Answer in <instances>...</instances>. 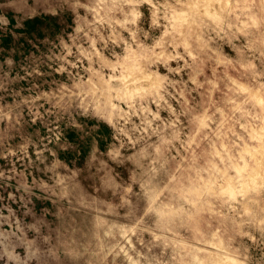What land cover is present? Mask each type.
Returning <instances> with one entry per match:
<instances>
[{
  "label": "clouds",
  "instance_id": "obj_1",
  "mask_svg": "<svg viewBox=\"0 0 264 264\" xmlns=\"http://www.w3.org/2000/svg\"><path fill=\"white\" fill-rule=\"evenodd\" d=\"M35 7L53 17L83 9L81 20L103 41L88 68L77 59L73 67L88 79L77 71L60 101L74 119L95 120L94 128L110 123L120 154L110 164L113 188L81 174L93 199L67 193L62 218L0 244V264H264V0H39ZM225 45L235 57L218 62ZM206 61L232 94L227 112L212 99L218 85L205 88ZM192 65L200 70L189 80L204 89L197 96L181 75ZM96 199L105 201L102 224Z\"/></svg>",
  "mask_w": 264,
  "mask_h": 264
},
{
  "label": "rangeland",
  "instance_id": "obj_2",
  "mask_svg": "<svg viewBox=\"0 0 264 264\" xmlns=\"http://www.w3.org/2000/svg\"><path fill=\"white\" fill-rule=\"evenodd\" d=\"M38 2L0 0V244L5 245L14 239L13 233L19 236L24 232L31 238L29 229L62 218L64 209L60 205L66 203L62 197L67 193L76 194L83 203L92 200V193L80 182L81 174L87 173L86 178L93 181L99 179L105 190L113 188L117 170L110 164L120 154L119 138L110 123L104 121L94 128L95 120L74 119L75 113L60 101L62 90L76 83L77 71L88 79L83 69L73 67L77 59L84 69L88 68V56L101 49L103 41L96 39L81 20L85 16L83 9L78 10L79 15L73 9L62 17H53L40 14L35 7ZM92 19L91 15L87 17L88 21ZM102 34L107 39V31L102 30ZM104 56L107 57L106 51ZM234 57L235 53L225 45L223 53L217 54V61ZM171 64L176 66L175 61ZM64 67L69 72L62 71ZM199 70V66L192 65L181 74L188 81L187 88L193 89L192 96L204 92L189 80V75ZM220 71L217 69V73ZM204 73L212 81L205 88L211 91L218 85L219 91L211 92L212 99L227 112L232 94L228 93L226 82L212 79L211 61L205 62ZM109 75L110 69L105 68L104 78ZM205 76H197L196 80L203 83ZM170 102L179 107L175 101ZM152 110H156L155 105ZM9 115L13 117L11 121L3 118ZM219 118L217 112V121ZM132 119L139 123L138 117ZM85 124L82 131L80 126ZM231 195L236 198L234 192ZM104 212L105 201L96 199V222L102 224L108 219ZM82 223L83 217L77 219V224ZM17 251L22 258L25 256L23 248Z\"/></svg>",
  "mask_w": 264,
  "mask_h": 264
},
{
  "label": "bare ground",
  "instance_id": "obj_3",
  "mask_svg": "<svg viewBox=\"0 0 264 264\" xmlns=\"http://www.w3.org/2000/svg\"><path fill=\"white\" fill-rule=\"evenodd\" d=\"M218 83V82H217ZM99 219V218H98ZM100 220V219H99ZM100 222V221H99Z\"/></svg>",
  "mask_w": 264,
  "mask_h": 264
}]
</instances>
